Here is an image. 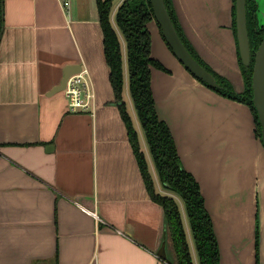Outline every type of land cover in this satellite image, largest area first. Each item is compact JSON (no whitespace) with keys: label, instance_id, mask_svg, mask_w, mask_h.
<instances>
[{"label":"crops","instance_id":"crops-1","mask_svg":"<svg viewBox=\"0 0 264 264\" xmlns=\"http://www.w3.org/2000/svg\"><path fill=\"white\" fill-rule=\"evenodd\" d=\"M122 1L110 17L113 27ZM172 4L196 51L241 91L232 0ZM146 26L150 57L166 71L150 69L154 108L201 190L219 264H256L257 222L264 264V148L251 112L198 84L155 21ZM102 40L96 0H2L0 264H174L168 239L173 262L156 255L164 212L146 192L114 103ZM120 43L125 107L156 190L166 194L128 93ZM66 71L85 74L94 94L90 111L69 112L64 90L53 91Z\"/></svg>","mask_w":264,"mask_h":264},{"label":"trees","instance_id":"trees-1","mask_svg":"<svg viewBox=\"0 0 264 264\" xmlns=\"http://www.w3.org/2000/svg\"><path fill=\"white\" fill-rule=\"evenodd\" d=\"M234 1L232 0L233 4ZM112 2L113 0H96L99 25L103 34L104 58L109 67V82L114 94V103L120 112L124 126H126L128 142H130L134 157L137 159L146 192H148L151 201L163 209L174 264H194L192 252L196 257L197 264H219L218 242L215 239L210 215L206 207H204L201 190H199L198 183L193 175L183 169L168 125H165L158 118L154 108L153 93L150 88V69L153 67L165 73L166 71L159 62L150 57L151 42L146 24L153 20V13L149 0H123L116 8L114 15V26L117 27L118 31L112 26L110 20ZM164 3L180 41L183 42L192 58L213 75L217 86L216 88H211L200 80L197 81L221 97L247 106L253 117V122H255V136L259 139L260 125L257 122L256 111L251 103L252 89H250V84L254 59L253 52L262 41L264 27L261 28L256 21L257 6L255 0L245 1L247 37L251 56V62L248 67L242 65L238 52H236L244 81V92L241 94L235 93L225 79L213 74L201 59L196 56L188 41L185 40L177 23L171 0H164ZM1 8L2 0H0V13ZM234 21L235 7L232 5V30L235 35L236 24ZM120 38L125 46L128 93L137 121L139 126H141L150 158L153 160L159 184L162 191L166 192V194H161L156 190L154 180L149 174L147 161L141 151L137 131L132 125L131 118L125 107L122 93L124 88V60ZM258 245V226H256V264H258L259 257ZM190 248H193V251Z\"/></svg>","mask_w":264,"mask_h":264},{"label":"water","instance_id":"water-1","mask_svg":"<svg viewBox=\"0 0 264 264\" xmlns=\"http://www.w3.org/2000/svg\"><path fill=\"white\" fill-rule=\"evenodd\" d=\"M245 1L246 0H235L234 1V7H235V35L234 40L236 42V52H238V57H240L241 63L244 67H248V65L251 62V56H250V48H249V40L247 37V26H246V7H245ZM257 1L255 0L256 6ZM152 13H153V20L159 26L161 31V36L163 38V41L166 42L168 47L170 48V51L172 55L179 61L181 66L184 67V69L192 75V77L198 82L199 80L206 84L208 87L216 88L217 83L215 81V78L212 74L207 72L200 64L197 63V61L192 58L190 53L187 51L186 47L184 46L183 42L180 41L177 32L175 30L174 25L171 22L170 16L168 14V11L165 7L164 0H149ZM172 4V0H171ZM172 9H174L172 4ZM177 23L178 17L176 14V11L174 9ZM258 13V6H257V12L256 17ZM263 20L261 21V24L259 23V26L262 28L264 27V15L262 16ZM181 30L182 27L179 25ZM233 32V30H232ZM183 36L186 41H188L189 45L195 52L196 56L201 59V61L211 70L213 74H217L218 76L225 79L231 86L232 90L235 91L237 94H241L244 92V81L242 77V73L240 72L239 64H238V57H237V64H238V72L240 73V81H241V91H237L234 88L233 83L224 76L223 74H220L217 70H214L209 63L200 56V54L196 51L192 43L187 39L185 33L183 32ZM253 64L251 68V84L250 89H252V98L251 103L256 111V118L257 122H259L260 125V133H259V140L264 148V36L262 38V41L258 45L257 49L253 52ZM71 75L69 71H66V73L63 76V79L59 86H57L53 91H63L66 85V81L68 77ZM198 80V81H197ZM201 84V83H200ZM202 85V84H201ZM256 226H258V238H259V223H256ZM256 229V227H255ZM255 238V233H254ZM167 224L164 221V230H163V236H162V243L158 250L156 251V255L160 258L165 259L167 262H173L170 261L167 257ZM260 242V238H259ZM259 250V245H258Z\"/></svg>","mask_w":264,"mask_h":264},{"label":"built area","instance_id":"built-area-1","mask_svg":"<svg viewBox=\"0 0 264 264\" xmlns=\"http://www.w3.org/2000/svg\"><path fill=\"white\" fill-rule=\"evenodd\" d=\"M84 75L85 74L82 73L72 75L69 76L66 81L63 92L67 99V109L71 113H84L90 111L91 103L94 100V94ZM92 215L95 216V214Z\"/></svg>","mask_w":264,"mask_h":264},{"label":"rangeland","instance_id":"rangeland-1","mask_svg":"<svg viewBox=\"0 0 264 264\" xmlns=\"http://www.w3.org/2000/svg\"><path fill=\"white\" fill-rule=\"evenodd\" d=\"M117 1L118 0H113V2H112V6H111L112 12H113V9H114L115 4H117ZM257 6H258L257 17L259 19L258 22L261 24V21L263 20V17L262 16L264 15V0H258L257 1ZM190 247H191V245H190ZM191 250L193 251V248Z\"/></svg>","mask_w":264,"mask_h":264},{"label":"flooded vegetation","instance_id":"flooded-vegetation-1","mask_svg":"<svg viewBox=\"0 0 264 264\" xmlns=\"http://www.w3.org/2000/svg\"><path fill=\"white\" fill-rule=\"evenodd\" d=\"M172 5V4H171ZM232 5H233V2H232ZM256 21H257V17H256ZM258 23V22H257ZM220 96V95H219Z\"/></svg>","mask_w":264,"mask_h":264}]
</instances>
